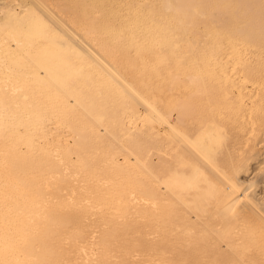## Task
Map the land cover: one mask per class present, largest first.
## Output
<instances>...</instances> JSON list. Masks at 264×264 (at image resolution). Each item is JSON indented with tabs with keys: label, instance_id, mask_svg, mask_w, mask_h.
I'll use <instances>...</instances> for the list:
<instances>
[{
	"label": "bare ground",
	"instance_id": "obj_1",
	"mask_svg": "<svg viewBox=\"0 0 264 264\" xmlns=\"http://www.w3.org/2000/svg\"><path fill=\"white\" fill-rule=\"evenodd\" d=\"M263 145L264 0H0V264H264Z\"/></svg>",
	"mask_w": 264,
	"mask_h": 264
},
{
	"label": "rangeland",
	"instance_id": "obj_2",
	"mask_svg": "<svg viewBox=\"0 0 264 264\" xmlns=\"http://www.w3.org/2000/svg\"><path fill=\"white\" fill-rule=\"evenodd\" d=\"M263 146H264V145H263ZM263 146H262V149L264 150ZM251 172H252V171L250 170V171H249V174H250ZM252 174H253V173H252ZM250 176H251V175H250Z\"/></svg>",
	"mask_w": 264,
	"mask_h": 264
}]
</instances>
